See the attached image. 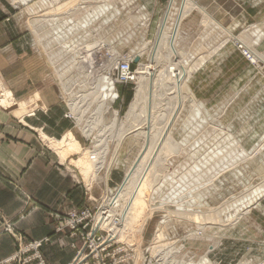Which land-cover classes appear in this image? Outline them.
Instances as JSON below:
<instances>
[{"label":"rangeland","instance_id":"obj_1","mask_svg":"<svg viewBox=\"0 0 264 264\" xmlns=\"http://www.w3.org/2000/svg\"><path fill=\"white\" fill-rule=\"evenodd\" d=\"M2 1L6 12L0 23L9 37L5 44V58L12 57L10 50L13 48L17 54L16 59H21L20 74H28V61L34 60L39 68L37 72H43L44 77L34 83L32 89H29L31 82L28 79L21 94L25 96L19 98L8 82V78L18 72L14 69L16 59L7 63L4 70L0 71V74L4 72L6 75L4 81L0 75V91L3 89L11 92L9 99H13V103L11 107L0 106V109L29 130L36 143L43 148L42 153L50 155L55 166L82 187L84 203L81 208L50 214L58 223L54 226V232L65 229L68 237L77 238L70 235L63 222L58 220L59 217H67L73 210L89 208L91 213L88 221H91L95 207L105 199V195L109 197L116 191L127 167L140 152L143 139L139 136L128 135L115 153L114 144L137 88V68L139 64H146L151 59L159 22L169 0ZM176 1L178 7L181 0ZM194 1L220 24L221 29L214 26V23L206 22L203 12L195 7L181 22L178 52L190 55L189 52L197 48V45L202 48L201 54L193 58L194 69L186 79L187 98L171 129V141L173 145L178 143L180 153L177 149V155L173 154L166 159L163 173L160 171L161 176L156 175V182L154 180L152 183L154 190L146 193L145 198L150 194V199L147 198L151 202L148 203V209H153L141 232H136L134 237L129 238L130 241L116 239L124 245L119 247L114 257L109 258L107 264H159L161 260L180 264L197 262L203 256L211 264H264V195L237 221L232 217V220L227 218L229 215L226 213L234 202L239 204L249 191L264 188V0ZM115 7L118 12L114 11ZM177 7L173 10V18ZM34 18L39 19L35 28L42 38L36 37L32 29ZM241 39L248 45L239 42ZM86 43H93L92 49L101 46L103 56L98 57L90 73L86 64L81 68L84 77L79 82L71 71H66L64 77H71L72 80L71 96V91L63 92L60 78L54 72L55 64L50 63V54L62 49L57 60L61 63L65 58L66 61L69 59L67 55L72 56L74 48L77 49L75 56L88 50ZM135 57H138L137 62H134ZM193 59L191 57V61ZM168 61L167 50L159 48L154 67L162 69ZM126 62L130 63L129 71L133 79L124 82L120 69ZM168 82L166 79L160 80L151 88L152 105L147 110L153 115L155 127L163 126L175 104L174 93ZM44 90L47 91V98L48 92H52L49 94L52 103L48 107L41 103L44 95L41 92ZM32 97L37 104L32 106L35 108L32 112L23 116V121L12 116L11 109H16L19 102ZM71 103L76 105L75 112L70 107ZM196 104L201 107L200 113L191 118L189 115ZM78 117H82L80 124L76 120ZM187 119L190 120L189 125L184 126ZM128 125L122 124L125 126L123 128ZM67 131H71L81 147L88 150L90 158H96V177L90 185L83 179L76 165L68 163L69 160L61 163L40 135L43 132L48 137L59 139ZM218 149L226 151L222 152L223 156L219 154L215 157L214 152ZM80 155H71L70 158L77 159ZM110 159L114 161L105 189L102 177L105 166L112 161L109 162ZM173 171L174 176L164 179V175L172 174ZM6 185L20 196L24 206L29 205L30 195L15 180L9 179ZM192 186L196 189L194 202L187 193ZM223 209L227 211L223 212ZM177 210L188 216L178 215ZM116 211L120 214V208ZM216 213L223 218L222 224L210 219L212 224L206 219ZM190 214L199 218L201 215L206 217L205 220L201 217V221L197 217L191 219ZM1 221V233L12 237L17 249L1 260L0 264H22V261L31 257L25 264L35 259L37 262L34 264H45L39 248L48 243L49 238L25 242L10 220L2 218ZM121 222L113 228L116 234L123 227ZM128 229L123 230L124 237H127ZM159 233L161 235L157 237ZM44 239L47 241L44 242ZM34 242L41 243L36 249L28 248ZM81 245V241L77 247L72 245L75 253Z\"/></svg>","mask_w":264,"mask_h":264},{"label":"bare ground","instance_id":"obj_2","mask_svg":"<svg viewBox=\"0 0 264 264\" xmlns=\"http://www.w3.org/2000/svg\"><path fill=\"white\" fill-rule=\"evenodd\" d=\"M11 1L14 2L16 0H11ZM20 1L26 2V0H20ZM176 3H178L176 0H169L168 1L166 8L162 14L161 19H160L159 26H158V29L156 32L155 43L153 46L154 52L152 53L151 59H149V62L146 64H143V65L139 64V68H137L138 69L137 73H136V78L138 76L137 88L135 89L134 96L131 99L132 101L130 102V104L126 110L125 121H122V123H121L122 130L120 133H118L117 138L116 137H115L116 139L114 138L116 140L115 144H114L115 147L113 146L114 147V153L117 152V149L120 148V146L122 145V142L125 140V138L128 135L139 136L143 139V143H142V146L140 148V152L136 156L135 160L127 167L126 172H125V176H124L122 182L116 188V191L111 196H109V198L107 195L104 196L105 198H107L106 199L107 202L113 203L114 209L112 211L118 213V215L121 214L120 217L122 218L121 223L123 224V227L119 229L117 234H116L115 230H113V228L115 226L111 227L109 229L111 232H114L116 234L117 239L118 240L120 239V241L129 239V238L131 239L132 237L135 236L134 234L136 232H141L142 227L144 225V222L148 219V217L151 214L150 211L153 209V208H151L150 211L148 209L150 207L148 205V203H151V202H148V199H147L150 197V194L147 198H145L146 193L148 190H150V191L154 190L152 183L154 182V180L156 182L155 177H156V175L159 174L160 171H161V173H163L162 167L165 166L164 163L166 162V159L168 157L172 156L173 154H176L177 149H178V152L180 153L178 143L173 145V143L171 141V138H172L171 129H172L176 119L179 116L178 114L180 113V108L183 107V103L187 98L186 92L188 90H187V85H186V79L190 75L191 70L194 69V63L195 62H194L193 58H196L201 54L200 51L202 48V46L200 47L199 45H197V48L196 47L194 48V46H193L194 49L191 52H189V53H191L190 55H186L185 53L180 54V52H178L179 49L177 48L178 47L177 41L179 39V31L181 29L180 28L181 22H182L183 18L185 17V15L193 7H195L200 12L201 11L203 12V15H204L203 18L205 19L206 22L214 23V26L221 29L220 24L216 23V21L210 15H208L209 13L207 14L206 13L207 11H205L204 8L197 5V3L194 0H181L178 4V7H177ZM104 5H107V7H109L108 4H104ZM70 6H74V4H71ZM176 7H177V10L175 11V16L173 18L172 17V15L174 14L173 10H175ZM69 9H67L66 11L68 12ZM115 9H116V7L114 8V11L118 12V10H115ZM94 10L95 9H93V11ZM38 18H34L35 20L32 21L31 26H32V29L34 30L35 34H36V37L42 38L41 35L39 37V32H37V30L35 28V26H38V22H39ZM171 19H172V21H171V24L169 25V21ZM136 21H137V19H136ZM168 25L170 27H168ZM224 29H226V28L224 27ZM225 31H227V30H225ZM230 35H231V33H230ZM43 38H45V36H43ZM102 42L104 43L103 40H102ZM239 42H241L243 44H247L245 42V40L243 41L242 39L239 40ZM86 46L88 47V50H86L82 54L77 53L76 56L74 54L77 52V49L74 48L72 56H71V54L67 55V56H69L68 57L69 59H67V61H66V58H65V60L62 61L61 63L57 62V60H58L59 56L61 55L60 52H62V49L61 50L59 49V51H57V53L50 54L52 56L51 59H49L51 61L50 63H51V65L55 64V65H53L54 72L60 78L64 93H68V91L69 92L71 91V93H69V95L72 94V90H71L72 80L70 79L71 77H69V78L64 77V76H66L65 74H66L67 70L71 71V74L72 73L74 74L76 81L79 82V80L82 77H84V73L81 72V68H83V66L86 64L88 66V72L90 73L91 69H93L92 67L95 66L97 61L99 60V58H102V56H103L101 46L98 45L97 47H95L93 49H92L93 43H86ZM161 47H164L167 50V55L169 57V61L166 63L167 65H165V67L158 70L157 68L154 67L153 62L156 58L157 50ZM249 48L252 49V51H254V49L251 48L250 46H249ZM66 49H68V48H66ZM66 51L70 52L69 50H66ZM66 51H64V52H66ZM107 51H109V50H107ZM139 54L137 56H140ZM191 57L193 59L192 61H191ZM163 79L168 80L169 81L168 83H170V85H171V86H169V88H171L172 93H174L175 104L173 105L172 110H171L169 116L167 117L166 121L164 122L163 126L155 127L154 126L155 123L153 122V120H154L153 115L150 114V111L147 109H148V106L151 108L150 104L152 105L153 89L151 91V88H154V86L157 84V82H159L160 80H163ZM109 85H111V84H109ZM111 90H113V88ZM33 96H34V94H33ZM35 96H37V95H35ZM83 96H85V95H83ZM89 96H91V95H89ZM9 97H11V92H9L8 90L1 89V91H0V106L5 107V108L11 107V105L13 103V99H9ZM191 98H192V96H191ZM34 100H35V98L32 97L26 101L19 102L18 107L16 109H11L12 116L23 121V116L32 112V109L36 106L37 102ZM34 104H35V106H34ZM32 106H34V107L32 108ZM70 107L72 108V110L76 109L75 104L71 103ZM200 108L201 107L198 104H196L193 107L194 110L192 111V114L190 113L189 117L192 118L193 116L194 117L197 116V114L200 113ZM74 112H75V110H74ZM76 112H78V111H76ZM81 118L82 117L76 118L78 124L81 123L80 122L82 120ZM139 118H140V120H138ZM189 119H187L186 122H184V124H183L184 126L186 124L189 125V123H188L190 121ZM116 122H117V120H116ZM125 123H129V125L126 128H123L125 126H122V124L125 125ZM40 135H41L42 140L47 144V146L50 147L54 151V153L57 155V158L59 159V161L61 163H65V161L69 160L68 163H71V164L73 163L74 165L77 166V168L79 169L83 179L85 181H87L88 184L94 180V176L96 177V175H95L96 170L94 169L95 168L94 163L96 161V158H93V159H91L92 157L90 158V156H89L90 153L88 152V150L81 147V145L79 144V142L74 137V135L71 131L65 132L62 135V137L59 139H56L53 137H48L43 132H40ZM206 151H208V150L206 149ZM223 151L218 149L216 152H214L215 157L218 156L219 154L223 156V153H222ZM224 152H226V151H224ZM236 152H237V149H236ZM79 153H81V155L77 159L70 158L71 155H75V154H79ZM204 153H205V151H204ZM231 154H232V152H231ZM241 154L243 155V151H241ZM160 156H163V157H160ZM112 157H113V155H112ZM111 160L112 159H110L109 162ZM114 160H115V158H114ZM114 160H112L110 163H108L105 166V171L103 173L104 176L102 177V180L105 184V189H106V185H107V181H108V173H109V170H110ZM204 161H205V158H204ZM105 162H107V161H105ZM216 164H218V163H216ZM206 165H209V164H206ZM210 166H212V165H210ZM236 166H237V164H236ZM193 167H194V165H193ZM198 169H200V168H198ZM202 171H204V170H202ZM167 172H166V174H167ZM174 174H175L174 171L172 172V174L168 173L167 176L164 175V179H166V177L168 178V176H171V175L174 176ZM157 177H159V176H157ZM204 181H206V180H204ZM156 184H158V183H156ZM197 185H195L196 188L198 187ZM202 188H203V186H202ZM195 190H194L193 186H192V188H188V190H187L188 191L187 193L190 195L189 198H191V201H193V202L196 200V196L194 197V195H196ZM169 192H170V190H169ZM263 195H264V188H260V189L257 188V189H254L253 191H249L247 193V195L245 196V198L239 202V204H237V201H236L232 204V206H230V208H231V209L229 208L230 210L227 211L226 209H223V212L227 211L226 213L229 215V216H227V218H229L230 220H232V218H233V219H235V221H237V218H240L239 216L248 213L251 206H253V204L257 203L258 199ZM170 197H172V196H170ZM174 200H172V202ZM151 201H153V199ZM167 203H168V201H167ZM176 204H177V202H176ZM170 206H172V205H170ZM118 208H120V214H119V212L116 211V209H118ZM156 208H158V207H156ZM154 211H155V208H154ZM170 212H172V211H170ZM174 212H176V211H174ZM178 212H179L178 215L180 214V216H182V217L184 215L186 217L188 216V215H186V213H184L182 215V213H183L182 211H178ZM191 215H192L191 219L192 218L194 219L196 217H197L196 219L199 218V216H195L194 214H190V216ZM209 216L210 217L206 218V219H209L208 221H210V219H211L212 222H218V224H219V222L220 223L223 222V220H222L223 218L219 217L218 214L217 215L214 214V216H212V215H209ZM201 217H202V215H201ZM201 217L199 218V220H201ZM204 217H206V216H204ZM204 217H202L203 220H205ZM203 220H201V221H203ZM210 222H209V224H210ZM203 223H205V221ZM215 224H217V223H215ZM128 227H129V229H128ZM125 228L128 229V232L126 235L127 237L123 236V233H124L123 230ZM160 235H161L160 233L157 234V237H159ZM130 239H129V241H130ZM126 241L124 243H126ZM131 242H134V241H131ZM137 247H139V245H137ZM152 250L155 251L154 249H152ZM153 254H154V252H153ZM139 258H141V256ZM136 259H137V257H136ZM160 262L161 263H159V264H174V262L173 263H171V262L167 263L165 260H161ZM139 263H141V262H139ZM180 264H211V262L207 257L203 256L197 262L188 261V262H180Z\"/></svg>","mask_w":264,"mask_h":264},{"label":"crops","instance_id":"obj_3","mask_svg":"<svg viewBox=\"0 0 264 264\" xmlns=\"http://www.w3.org/2000/svg\"><path fill=\"white\" fill-rule=\"evenodd\" d=\"M6 6L0 0V20L4 17ZM4 26L0 23V71L4 66L16 59V52L12 48L11 58H5V44L9 40ZM13 33V32H12ZM14 47V46H10ZM21 59H16L14 69L18 72L8 78L14 94L21 98L25 95L23 87L29 79L32 89L34 83L43 80V72H37L38 67L34 60L28 61L29 73L20 74ZM4 81L6 75L1 72ZM30 91V90H29ZM28 91V92H29ZM41 103L50 106L52 92L44 90ZM43 148L36 143L29 130L14 120L9 113L0 109V227L1 219L10 220L14 229L23 236L25 242L49 238V242L39 248L41 258L45 264H72L74 249L80 241L74 237H68L67 231L54 232V226L58 225L50 214L62 213L71 208L79 209L84 203L82 187L74 181L61 168L55 166L53 159L47 153L43 154ZM15 180L18 185L29 194L31 202L26 207L20 196L6 185L8 180ZM17 246L6 234L1 233L0 228V261L12 255ZM37 259L29 264H34Z\"/></svg>","mask_w":264,"mask_h":264},{"label":"built area","instance_id":"obj_4","mask_svg":"<svg viewBox=\"0 0 264 264\" xmlns=\"http://www.w3.org/2000/svg\"><path fill=\"white\" fill-rule=\"evenodd\" d=\"M129 64L126 62L124 67L120 69L124 82L133 79V74L129 71ZM106 199L95 207V213L91 221H88L91 213L89 208L73 210L67 214V217H59L58 220L63 222L70 235L78 236L77 238L80 239L82 244L75 253L72 264H107L109 258L114 257L119 247L124 245L122 243L119 244L116 234L109 230L111 227L118 225L122 218L118 213L112 211L114 205L111 202H107ZM43 241L46 242L47 239ZM40 243H30L28 248L36 249ZM126 247L129 246L126 245ZM31 259L22 261V264ZM112 264H116V262Z\"/></svg>","mask_w":264,"mask_h":264},{"label":"water","instance_id":"obj_5","mask_svg":"<svg viewBox=\"0 0 264 264\" xmlns=\"http://www.w3.org/2000/svg\"><path fill=\"white\" fill-rule=\"evenodd\" d=\"M137 61H138V57H135V58H134V62H137Z\"/></svg>","mask_w":264,"mask_h":264}]
</instances>
